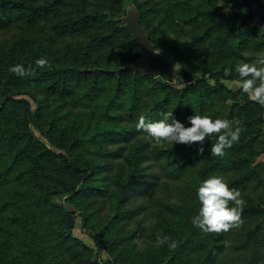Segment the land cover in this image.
<instances>
[{
	"label": "trees",
	"instance_id": "obj_1",
	"mask_svg": "<svg viewBox=\"0 0 264 264\" xmlns=\"http://www.w3.org/2000/svg\"><path fill=\"white\" fill-rule=\"evenodd\" d=\"M128 1L156 45L158 77L125 69L140 53L123 19ZM220 1L0 0V24L20 30L11 44L0 43V264H102L103 251L108 264H217L228 243L239 264H264V164H255L264 150L263 107L226 103L232 90L215 76L239 78L236 62L248 34L258 31L244 26L257 18L225 17ZM49 15L58 22L44 25ZM172 36L182 48L176 73L184 83L173 82L165 47ZM215 36L211 57L195 61L190 52ZM41 58L48 65L36 68ZM18 64L34 74L9 71ZM165 111L185 127L196 113L238 119L245 131L223 157L209 152L214 138L203 155L198 144L149 143L136 130L138 117L155 122ZM212 176L246 201L243 225L219 235L192 224L197 190ZM182 181L192 183V203H161L163 183ZM61 194L85 216L98 251L73 234L76 217L56 202ZM157 235L176 248L157 247Z\"/></svg>",
	"mask_w": 264,
	"mask_h": 264
},
{
	"label": "clouds",
	"instance_id": "obj_2",
	"mask_svg": "<svg viewBox=\"0 0 264 264\" xmlns=\"http://www.w3.org/2000/svg\"><path fill=\"white\" fill-rule=\"evenodd\" d=\"M242 55L247 56V53ZM35 65L36 68H44L48 65V61L45 58L37 59ZM9 71L19 77L34 74L31 66L25 69L19 64L10 67ZM235 72L239 78L230 83L247 94L251 101L264 107V51L258 52L250 63L239 61ZM188 122L191 126L185 127L175 119L174 112L165 111L161 113V119L155 122H148L144 115H140L135 127L138 132L146 134L144 138L149 143L154 142L156 145L198 144L199 155L205 152V142L214 138L216 142L212 143L209 149L213 157H223L226 150L239 142L241 133L245 131L238 119H213L209 115L195 113L188 117ZM196 195L200 208L198 214L192 218V224L203 233L219 235L243 225L242 212L246 201L242 198L241 192L236 188H230L223 177L212 176L206 179L199 186ZM170 203L179 206L177 200H172ZM145 226L147 227L148 224L146 223ZM155 244L157 247L168 244L171 249L177 246L175 241L164 235H157Z\"/></svg>",
	"mask_w": 264,
	"mask_h": 264
},
{
	"label": "rangeland",
	"instance_id": "obj_3",
	"mask_svg": "<svg viewBox=\"0 0 264 264\" xmlns=\"http://www.w3.org/2000/svg\"><path fill=\"white\" fill-rule=\"evenodd\" d=\"M237 5L234 4L230 0H221L220 1V7H221V12L224 14L225 17H231L237 14H245L247 12V9L241 6L242 0H236ZM131 2H127V7L128 4ZM130 7V6H129ZM66 12H68V7L64 8V11H60L59 16H64L66 15ZM58 17H54L53 15H49L46 18L42 19L44 20L43 24L44 25H53L58 22ZM243 19V18H242ZM256 19V18H255ZM1 23V22H0ZM187 30L190 31V27L187 26ZM255 28L258 29L257 32H253L252 34H248L247 38V46L242 49L240 58L236 62V65L239 61L243 60L244 62H252L256 58V54L258 52L264 51V47L258 48L260 45H264V27L260 26L259 20H251L246 23L244 26V31L246 33L251 32V30ZM153 30L155 31L154 27ZM249 31V32H248ZM18 33H20V30L17 28L16 24H12L9 26H2L0 24V43L4 45V43L11 44L13 41H15ZM191 39V35L187 38L186 41H189ZM216 41V36L212 37L210 41L205 43L202 46H199L197 48L196 46L194 49L190 52L192 57L194 58L195 61H205L211 57L213 54V47L211 44ZM232 45L235 47L239 46V41L237 39H233L231 41ZM165 47L168 49L166 52L168 53V62L173 66V69H175V74L173 78L174 83H184L185 82V77L184 76H178L176 71L182 66V62L179 61L177 58L178 54L182 52V48L177 44V41L174 36L171 37L169 40V43H165ZM187 50V49H186ZM169 51V52H168ZM247 53V56L242 55V53ZM160 54H164L161 51H159ZM171 59V60H170ZM178 64V65H177ZM204 64V63H203ZM175 65H177L175 67ZM230 71V68L228 69ZM215 76L226 84L228 89L232 90V94L230 95L231 97L228 100H225L226 103L232 104L235 100L240 101L241 103H245L248 101H251L247 94L243 93L242 90H240L238 87L232 85L230 82L231 80L227 79H222L221 75L216 73ZM209 82L212 85H217L215 78H213L211 75H207ZM220 108V106H218ZM222 110V109H221ZM222 113H225V110H222ZM264 115V107L262 109V112ZM264 129V123L260 125ZM39 134V132H37ZM258 146L261 148H264V132L262 135L258 138ZM255 164H264V150L259 154V156L255 160ZM192 183H189L187 181H182L180 183H163V188L161 189V203H170L172 200H177L179 201V206L182 208L187 207L189 203H192L193 199L195 198V194L193 191ZM68 194H61L56 197V202L63 205L68 211L72 212L75 217H76V222L75 226L73 229V234L91 245L95 251H98V245L95 241L92 240L91 234L88 230V228L85 227L84 222H85V216L77 209L72 206V204L68 201ZM137 203H142L143 200L141 198L137 199ZM228 249L226 253L223 255L222 262H218L217 264H239L240 259L239 255L235 253L230 248V243L227 244ZM99 261L102 264H108V261L110 260L109 255L106 252H100L99 253Z\"/></svg>",
	"mask_w": 264,
	"mask_h": 264
},
{
	"label": "water",
	"instance_id": "obj_4",
	"mask_svg": "<svg viewBox=\"0 0 264 264\" xmlns=\"http://www.w3.org/2000/svg\"><path fill=\"white\" fill-rule=\"evenodd\" d=\"M241 6L247 9L242 23L248 18H257L260 26L264 27V4L262 0H242ZM123 19L126 23L125 26L132 34L133 40L140 48L139 59L125 69L139 72L144 76L158 77L159 73L155 66L158 51L141 25V13L134 3L128 4L127 13Z\"/></svg>",
	"mask_w": 264,
	"mask_h": 264
}]
</instances>
